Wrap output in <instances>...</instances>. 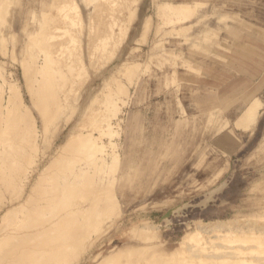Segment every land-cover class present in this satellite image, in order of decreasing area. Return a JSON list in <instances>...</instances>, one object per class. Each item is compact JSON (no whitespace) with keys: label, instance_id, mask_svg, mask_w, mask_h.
Listing matches in <instances>:
<instances>
[{"label":"rangeland","instance_id":"rangeland-1","mask_svg":"<svg viewBox=\"0 0 264 264\" xmlns=\"http://www.w3.org/2000/svg\"><path fill=\"white\" fill-rule=\"evenodd\" d=\"M175 5L187 7L172 12ZM21 61L40 71L28 74L29 87ZM37 82L57 96L45 109L37 99L43 115L31 102ZM17 93L15 106L29 116L7 102ZM251 98L262 105L244 128L237 117ZM71 132L74 148L63 151L45 187L74 189V175H87L93 189L61 190L72 192L69 206L101 186L98 197L108 194L103 201L112 197L115 206L100 215L96 202L91 218L76 215V231L62 223L55 237L29 242L42 250L29 264H98L115 253L102 264L263 260L264 0H0V176L13 182L7 192L0 187V199L28 191ZM92 143L103 145L107 165L115 152L116 166L97 170ZM60 204L53 209L63 212ZM15 216L10 228L32 225ZM139 230L155 238L143 242ZM190 232L201 238L170 255ZM237 249L249 253L245 262L233 257Z\"/></svg>","mask_w":264,"mask_h":264},{"label":"bare ground","instance_id":"bare-ground-1","mask_svg":"<svg viewBox=\"0 0 264 264\" xmlns=\"http://www.w3.org/2000/svg\"><path fill=\"white\" fill-rule=\"evenodd\" d=\"M124 2V1H123ZM197 4V3H196ZM164 6V5H163ZM174 6V5H173ZM176 7H177V5H175ZM159 7V6H158ZM176 7H171V10H172V12L175 10H177L178 12H180L181 11V9H184L185 7H187L186 5H180V7H179V5H178V7L176 8ZM163 8V7H162ZM162 8H158V9H161V10H158L159 12H161V11H163L164 10V8H163V10H162ZM166 8V7H165ZM176 8V9H175ZM180 11H179V10ZM187 9V8H186ZM130 11V10H129ZM171 12V13H172ZM181 13V12H180ZM159 14V13H158ZM165 14V13H164ZM167 14V13H166ZM165 14V15H166ZM174 14H175V12H174ZM184 14V13H183ZM168 15V14H167ZM158 17H159V15H157ZM161 16V15H160ZM164 15H162V17H163ZM176 17V16H175ZM161 17H159V19H160ZM116 20V19H115ZM120 20V19H119ZM146 21H147V19H146ZM148 22V21H147ZM122 23V22H121ZM149 23L150 22H148V23H146L147 24V26L149 25ZM164 23V22H163ZM117 26V25H116ZM115 26V27H116ZM119 26V25H118ZM121 26H122V24H121ZM149 27V26H148ZM147 27V28H148ZM120 28H122V27H120ZM112 30V29H111ZM122 30V29H121ZM124 30V29H123ZM146 30V29H145ZM147 31H149V30H147ZM146 31V32H147ZM157 31H158V29H157ZM145 32V31H144ZM144 35V34H143ZM146 35V34H145ZM152 55V54H151ZM154 56V55H153ZM155 57V56H154ZM152 58V57H151ZM149 59V58H148ZM157 59V58H156ZM151 61V60H150ZM153 61V60H152ZM21 62H24V61H21ZM25 63V64H24ZM24 63H20V65H22V68L24 67V69L22 70V71H24V73H23V77H24V79H25V84L26 85H28V87L29 86H31L32 85V80L34 81V77L31 79V77L33 76V75H28V74H31V72L33 73V72H35V74L37 73V71H39V68H37L36 66H35V64H32V66H31V64L29 65V68H27V70H26V67H25V65H26V63L27 62H24ZM23 64H24V66H23ZM151 64H154V63H151ZM27 66H28V63H27ZM30 66H31V68H30ZM30 69V70H29ZM28 70H29V73H28ZM40 72V71H39ZM34 74V73H33ZM31 76V77H30ZM35 84H38L37 85V88L36 89H39V90H36V93L34 94V93H32L31 91H32V89L30 90V88H32V87H30L28 90H30V92H31V94H34V96L32 95V104L34 103V104H37L38 102H37V99L39 98V99H41L42 100V102L44 103L42 106H43V108L45 109V107L47 106V102L48 101H51L52 103H53V105H55L54 104V100L56 99L57 100V96H54V95H51V94H49L48 92H47V87H46V84H44L43 82H37V83H35ZM58 84H60V83H58ZM27 87V88H28ZM13 89V88H12ZM35 90V89H34ZM37 91H38V93H37ZM17 92V91H16ZM15 91H13L12 93H16ZM54 93V92H53ZM126 94V93H125ZM11 96H13L12 98H10ZM11 96H9V98L10 99H8L9 101H7V102H9V104H11L12 105V108L13 107H15L16 109L18 108H21L22 106L24 107V109H26V112H25V114L26 115H28L27 113H29L30 112V110H28V108L26 107L25 108V105H22V104H20L19 106H15L16 104H14L15 102H14V98L15 97H20L19 95H18V93L17 94H14V95H11ZM15 96V97H14ZM36 100H35V99ZM17 99V101L19 102V101H21V99H19V98H16ZM19 99V100H18ZM16 101V102H17ZM112 101V100H111ZM19 103H21V102H19ZM18 103V104H19ZM17 104V105H18ZM7 105V104H6ZM260 105H262L257 99H254V98H251L245 105H244V108L241 110V113L239 114V116L237 117V119H238V121H240V122H242V125L244 126V128H248L249 126H250V124L251 123H253V122H255L256 121V117H257V112H258V109H259V106ZM37 106V108H38V112H39V114L40 115H43L42 113H43V110H42V108H40V106L37 104L36 105ZM110 106V105H109ZM6 107V106H5ZM19 110H21V109H19ZM10 111V110H9ZM37 112V113H38ZM51 112V111H50ZM24 114V115H25ZM38 114V115H39ZM29 116V115H28ZM28 116H25V119L28 117ZM30 117H28V119H29ZM24 119V120H25ZM109 119V118H108ZM209 119V118H208ZM27 120V119H26ZM25 120V121H26ZM30 120H32V119H30ZM208 121V120H207ZM30 124H33V122L31 123L29 120H27V124H28V126L27 127H29V123ZM107 123H109V122H107ZM106 123V124H107ZM206 123V122H205ZM26 124V123H25ZM45 127V126H44ZM108 129H110V125L109 124H107V126H106ZM105 127V128H106ZM106 132V131H105ZM109 132V131H108ZM110 134V133H109ZM101 135V134H100ZM108 135V134H107ZM91 136V135H90ZM102 136V135H101ZM76 137V134H74L73 132H71L70 134H69V138L66 140V142H64V144L58 149V152L53 156V157H51L52 159L50 160V162L48 163V165L46 166V167H44V169L40 172V174L37 176V178H36V180H35V182L31 185V187H29V190L27 191V189H24L22 192H20L18 195H16L14 198H12L13 196H11V198H10V200L8 199V201H6L4 198V200L5 201H0L1 203H0V210H3L4 208H5V210H4V213L2 214V216H1V218H0V241L1 240H7L8 242H10L9 244L7 243V244H4V245H6V247L4 248L3 246H2V248H3V250H0V264H27L28 263V261H29V263L31 262L30 260H32L31 258H35V256H36V258H39V257H37L38 255L40 256L41 255V251H39L38 249H35V248H33L35 245H32L31 243V246H33L32 248L31 247H27V244L29 243V242H33V240L34 241H37V240H42L41 239V237L42 236H48L47 238H49L53 233H55L57 230L56 229H59L60 228V225L63 223V224H69V226H68V228H66V230H67V232L68 231H73L72 229H75L76 228V226H77V222H76V218H77V214L78 213H84V214H86L87 215V217H89L91 214H89L90 212H88V211H92V210H94V206H95V204L94 203H99L100 201L101 202H103V203H100V207L102 208V209H104V210H100L99 208V210L100 211H98V209L95 211V212H97L98 211V213L101 215V213H103V211L106 213L107 212V209H106V211H105V207L106 208H108V211H110L109 209V207L110 206H113L112 204L114 203V202H112V197L109 199H106L107 201H109L110 200V202H109V206H106V204H105V202L103 201L104 199H102L103 197L102 196H105V194L106 193H104V194H102V196L101 197H98L99 196V194H100V192L102 191V186H101V188L100 189H96L94 186V192H92L91 193V191H90V188H88V186L89 185H91V188H92V183H93V181L91 180V182H90V179H91V177H89V176H87V175H85L86 177H88V178H90V179H88V178H86L85 179V177L84 176H82L83 177V180L81 181V182H78V177H79V175L76 173V175H74V180H73V182H71V183H74L73 185H76V186H74V189L76 188L77 189V187H78V184L80 185L79 187L81 188L82 186H85L86 187V185H88L87 186V188L89 189V193H88V191L86 190V193H88V194H86V193H82V195L83 194H85V196H86V198H87V200H88V202H90V203H87V200L85 201H83L81 204L79 203V204H76V206H73V205H70L69 206V203L67 202V201H69V198H67V196H68V194H72V192H69L68 193V191H67V195L66 196H64L63 197V193H65V191L61 194L60 192H61V190L62 189H66V188H61L60 189V187L61 186H56L57 188H56V190L57 189H59V190H57V191H59V192H56L55 190H54V188L52 189L50 186H46L45 187V180L47 179V177H50L51 175H53L54 176V170H56V169H54L55 167H56V164L59 162V160L61 159L60 157H62V153H63V151H67L66 149H67V147L69 148V146L71 145V143L73 142V143H75L74 141H75V138ZM77 138V137H76ZM77 140V139H76ZM90 141V140H89ZM85 142V141H84ZM93 142H96L95 141V139H94V141ZM72 143V144H73ZM93 144V143H92ZM74 145V144H73ZM73 145L72 146H70V147H72V148H74L73 147ZM80 146V145H79ZM86 146V145H85ZM94 146V144L92 145V147ZM103 146V145H102ZM101 145L99 146V144L97 145H95V147H91L92 149H94V151H95V162H93L92 161V163H94L93 164V166L95 165H97V170L98 169H100V170H102V171H104L103 169H104V166H109V168H111V167H114V166H116V158H115V155H116V153H115V155H114V153H113V155H112V157H111V159H110V161L111 162H109V165H107L106 164V159H105V150H103L104 148L102 147ZM84 149H90V147H87V148H84ZM70 150V148L68 149V151ZM86 152H88V151H86ZM89 153V152H88ZM117 156V155H116ZM92 157H94L93 155H92ZM118 158V157H117ZM65 162V161H64ZM63 163V162H62ZM60 164H61V162H60ZM9 165V164H8ZM89 165V164H88ZM91 165V164H90ZM92 166V165H91ZM108 168V167H107ZM53 169V173L54 174H51L52 172H51V170ZM109 170V169H108ZM112 170V169H111ZM86 171H87V169H86ZM20 172V171H19ZM83 172V171H82ZM94 172V171H93ZM109 172V171H108ZM10 172H8V174H9ZM84 173V172H83ZM101 173V172H100ZM94 174V173H93ZM7 175V174H6ZM20 175V174H19ZM49 175V176H48ZM83 175V174H82ZM16 177V176H15ZM55 177V176H54ZM53 177V178H54ZM93 177V176H92ZM71 178V177H70ZM10 179H11V176H0V187L1 186H3L2 187V189H4V188H7L8 187V191L9 190H11V189H9L10 188V186L8 185V183L10 182V183H13V182H11L10 181ZM64 179V178H63ZM62 179V180H63ZM17 180V179H16ZM49 180V179H48ZM51 180H53V179H50L49 181H51ZM57 178H56V182H57ZM14 181V180H13ZM67 182V181H66ZM65 182V183H66ZM68 182H70V181H68ZM67 182V183H68ZM96 182V181H95ZM14 183H16V182H14ZM52 183V182H51ZM61 183L62 182H60V185H61ZM64 183V182H63ZM47 184H49V183H47ZM58 184V183H57ZM95 184V183H94ZM100 184V183H99ZM6 185H7V187H6ZM16 185V184H15ZM54 185V184H53ZM12 186V185H11ZM29 186V185H28ZM96 186H98V184L96 183ZM13 187H14V184H13ZM49 187V188H48ZM68 187H71L72 188V186H70V185H68L67 186V189H70V188H68ZM18 188V187H17ZM79 188V189H80ZM83 188V187H82ZM86 188V189H87ZM107 189L106 187H103V189ZM66 189V190H67ZM73 188H72V190H74ZM93 189V188H92ZM91 189V190H92ZM5 190V192H7L6 190L7 189H4ZM14 190V189H13ZM71 190V189H70ZM71 190V191H72ZM96 190H98V191H96ZM76 192H77V190H75ZM80 190H78V192H79ZM104 191V190H103ZM1 192V191H0ZM14 192H16V191H14ZM84 192V191H83ZM104 192H108V191H104ZM62 195L61 197H60V195ZM81 193V192H80ZM99 193V194H98ZM1 194V193H0ZM90 194H92V197H89L88 195H90ZM2 195V194H1ZM65 195V194H64ZM73 195V194H72ZM107 195L108 194H106V197H107ZM9 196H10V194H9ZM78 196V195H77ZM91 196V195H90ZM112 196V195H111ZM61 198V199H60ZM70 198H72V197H70ZM89 198V199H88ZM91 198H93V201H92V199ZM101 198V199H100ZM3 199H0V200H3ZM60 199V200H59ZM67 199V200H66ZM63 200V201H62ZM64 200H66V202L64 201ZM95 200V201H94ZM105 200V201H106ZM58 201V202H57ZM57 202V203H56ZM60 202H61V204H60ZM63 202H65L64 204H63V207L66 209H63V207H62V203ZM70 202H71V200H70ZM60 204L61 205V207H62V210H64L63 212L62 211H59V212H61V213H59V212H57L56 211V209H58V206H57V204ZM67 203V204H66ZM72 203V202H71ZM108 203V202H107ZM110 203H111V205H110ZM73 204V203H72ZM105 204V205H104ZM65 205V206H64ZM66 205H67V207L69 208V209H67V207H66ZM75 205V204H74ZM55 206H57V207H55ZM72 206V207H71ZM114 206H115V204H114ZM113 206V207H114ZM56 208L55 210L53 209V208ZM61 207H59L60 209H61ZM71 207V208H70ZM95 208H96V206H95ZM112 208V207H111ZM115 209V208H114ZM52 210H54V211H56V213L55 212H53V214L51 213V211ZM117 210H118V208H117ZM94 211H92L93 213H94ZM112 211V210H111ZM110 211V212H111ZM114 212H115V210H113ZM19 212H21L22 213V219L24 218V219H26V218H28V219H26V220H23V221H26L27 222V220H29V219H32V221L33 220H35V222L37 221L38 223H36L35 224V222L33 223L31 220H29L28 221V223L31 221V223H32V225L30 224H28L27 226H25V227H19V229H17L16 228V226H15V228H10V227H13V226H11V225H13V224H15V223H18L17 221H18V219L17 220H15V214H18ZM86 212V213H85ZM91 212V213H92ZM101 212V213H100ZM89 215H88V214ZM105 213H103V214H105ZM116 213H117V211H116ZM84 214H81L82 216H84L85 217V215ZM107 214H110L111 215V213H108L107 212ZM20 215V214H19ZM75 215V217L73 218V219H75V220H73V222H72V217ZM80 215V214H79ZM118 215V214H117ZM13 216H15V217H13ZM113 216V215H112ZM111 217V216H110ZM89 218H91V217H89ZM262 218V217H261ZM12 219V220H11ZM14 219V220H13ZM38 219L40 220V222L38 221ZM74 221L76 222L75 224L76 225H74ZM78 221V220H77ZM20 222V221H19ZM25 222H23V224H24ZM71 223H73V226L75 227V228H71ZM22 224V223H21ZM35 224V225H34ZM16 225V224H15ZM211 225V224H210ZM227 225V224H226ZM10 226V227H9ZM72 226V227H73ZM59 227V228H58ZM61 227L63 228V225H61ZM78 227V226H77ZM227 227H228V225H227ZM203 228V227H202ZM205 229H207L206 228V226L204 227ZM217 228V227H216ZM215 228V229H216ZM70 229V230H69ZM107 229H108V227H107ZM107 229H105V231H107ZM142 229V228H141ZM210 229V228H209ZM77 229H75V231H76ZM198 230V229H197ZM196 230V231H197ZM203 230V229H202ZM212 230V229H211ZM220 230V229H219ZM71 231L70 232H68V233H71ZM105 231H102V233H101V235L102 234H104L103 232H105ZM140 231V230H139ZM142 231V232H141ZM140 232H138V231H134V232H136L138 235H144V237L145 236H148L151 240H152V238H155V236L151 233V232H143V230H141ZM195 231V230H194ZM195 231V232H196ZM133 232V233H134ZM198 232H200V231H198ZM209 232V231H208ZM201 233V232H200ZM263 233V232H262ZM56 234V233H55ZM58 234V233H57ZM77 234V233H76ZM54 235V234H53ZM52 235V236H53ZM98 235V234H97ZM97 235H96V237H97ZM100 235V234H99ZM98 235V236H99ZM136 235V234H135ZM51 236V237H52ZM74 236H75V234H74ZM137 236V235H136ZM199 236H201L199 233H194V232H190V233H187V234H185V236H184V238L182 237V239H183V241H180V243H179V246H178V248L177 249H175L174 251H172L171 253H170V255H175V254H177V253H179V252H183L182 251V249H184L183 248V246L186 244V242L187 241H195V240H197L198 238L200 239L201 237H199ZM262 236V235H261ZM260 236V237H261ZM40 237V238H39ZM54 237H55V235H54ZM53 237V238H54ZM143 237V236H142ZM142 237H140V238H142ZM143 237V238H144ZM259 237V236H258ZM39 238V239H38ZM139 238V237H138ZM37 239V240H36ZM55 239V238H54ZM54 239H53V241L52 242H54ZM150 239H148L147 237H145V239H142V241L144 240H146V242L148 241V240H150ZM181 239V238H180ZM254 239V238H253ZM259 239H261V238H259ZM43 240H45V239H43ZM52 240V239H51ZM139 240V239H138ZM150 240V241H151ZM256 240H257V237H256ZM262 240H263V238H262ZM143 241V242H144ZM193 241V242H194ZM258 241V240H257ZM261 241V240H260ZM259 242V241H258ZM37 243H39V242H37ZM188 243V242H187ZM261 243V242H260ZM29 244V245H30ZM41 244V241H40V243L39 244H37V248H43V246H42V244ZM58 244V243H57ZM50 245V244H49ZM48 245V246H49ZM52 245V244H51ZM39 246H41V247H39ZM55 246V245H54ZM155 246H160V245H155ZM46 247H47V245H46ZM51 247V246H50ZM151 247V246H150ZM152 247H154V246H152ZM161 247V246H160ZM1 248V247H0ZM141 249H142V251H139L138 252V254L139 255H141L142 257H143V255H146V252L143 250L144 249V247L142 248V247H140ZM139 248V249H140ZM149 248V247H148ZM193 248V247H192ZM191 248V249H192ZM200 248V247H199ZM198 248V249H199ZM208 248V247H207ZM129 249H131V248H129ZM135 249V248H134ZM150 249V248H149ZM201 249V248H200ZM206 248H202L201 250H205ZM209 249H210V247H209ZM239 249V248H238ZM237 249V250H238ZM136 250V249H135ZM187 250V249H186ZM236 250V251H237ZM194 251V250H193ZM39 252H41V253H39ZM144 252V253H143ZM162 253H163V256H168V254L166 253V249L165 248H162V251H161ZM207 252V251H206ZM154 253V252H153ZM235 254V256H233V257H236L237 259H240V260H244V256H247L249 253L248 252H246V250L244 249H242V250H238V252L236 253V252H234ZM116 254V253H115ZM115 254H112V255H109V256H106V257H104V258H102L101 260H100V262H98V264H102V263H108V259L110 260V259H113V255H114V257H115ZM179 254H181V253H179ZM43 255V254H42ZM120 255H121V253H120ZM123 255V254H122ZM126 254H124V258H126V256H125ZM137 255V254H136ZM232 255V254H231ZM151 256H153V255H151ZM176 256V255H175ZM175 256H174V259H175ZM179 256V255H178ZM138 257V256H137ZM180 257V256H179ZM28 258H30L29 260H28ZM123 258V257H122ZM128 258V257H127ZM153 258V257H152ZM249 258V257H248ZM180 259H181V257H180ZM180 259H177V263H179V260ZM250 259V258H249ZM258 259H260V258H258ZM28 260V261H27ZM41 260H42V258H41ZM128 260V259H127ZM185 260V259H184ZM44 261V260H43ZM111 261V260H110ZM123 260H121V262H122ZM144 261V260H143ZM152 261H153V259H152ZM152 261H151V263H152ZM171 260H169V262H170ZM246 261V257H245V260H244V262ZM249 260H247V262H248ZM262 261L264 262V259L263 260H255L254 259V261H253V259H252V261L250 260V263H255V264H259L260 262L262 263ZM123 262H125V261H123ZM155 262V261H154ZM157 262V261H156ZM174 262V261H173ZM187 262H188V260H187ZM192 262V261H191ZM28 263V264H29ZM41 262H39V263H37V264H40ZM167 263V262H166ZM172 263V262H171ZM175 263V262H174ZM182 263H184L183 262V260H182ZM182 263H180V264H182ZM97 264V263H96ZM139 264H141V263H139ZM148 264V263H147ZM164 264V263H163ZM185 264V263H184Z\"/></svg>","mask_w":264,"mask_h":264}]
</instances>
